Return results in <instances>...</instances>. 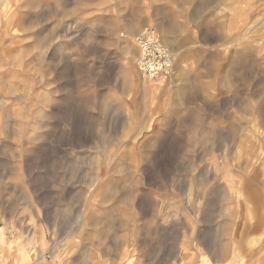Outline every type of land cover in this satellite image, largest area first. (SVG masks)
<instances>
[{
	"label": "rangeland",
	"instance_id": "obj_1",
	"mask_svg": "<svg viewBox=\"0 0 264 264\" xmlns=\"http://www.w3.org/2000/svg\"><path fill=\"white\" fill-rule=\"evenodd\" d=\"M149 28L170 79L140 73ZM259 241L264 0H0V264H226Z\"/></svg>",
	"mask_w": 264,
	"mask_h": 264
},
{
	"label": "built area",
	"instance_id": "obj_2",
	"mask_svg": "<svg viewBox=\"0 0 264 264\" xmlns=\"http://www.w3.org/2000/svg\"><path fill=\"white\" fill-rule=\"evenodd\" d=\"M147 30L148 33L143 32L136 38L138 53L142 55L140 63L142 74L145 78L154 81L174 77L176 75L175 60L162 44L154 43L152 39L154 30L152 28Z\"/></svg>",
	"mask_w": 264,
	"mask_h": 264
},
{
	"label": "crops",
	"instance_id": "obj_3",
	"mask_svg": "<svg viewBox=\"0 0 264 264\" xmlns=\"http://www.w3.org/2000/svg\"><path fill=\"white\" fill-rule=\"evenodd\" d=\"M244 245H246L247 253H242L240 260H237L238 258H236L237 256L235 254L232 253L230 256V254L227 253L225 255V260L228 261V263L226 264H264V243L261 244V242L259 241L254 245H248L247 243H245ZM9 263L11 264L12 260Z\"/></svg>",
	"mask_w": 264,
	"mask_h": 264
},
{
	"label": "bare ground",
	"instance_id": "obj_4",
	"mask_svg": "<svg viewBox=\"0 0 264 264\" xmlns=\"http://www.w3.org/2000/svg\"><path fill=\"white\" fill-rule=\"evenodd\" d=\"M161 28V31H162V33H163V37L165 38V41H163V42H165V44L166 45H168L172 50H173V52H174V54H175V56L177 57V58H180V59H183V55H182V51H180V48H179V46H176L175 45V43H173L172 42V40L171 39H169V38H167V35H168V33H169V31H167L166 30V28L164 27V26H161L160 27ZM146 33V32H145ZM171 33V32H170ZM173 34V33H172ZM152 39L154 40V43H160V44H162L161 43V40H160V38L158 37V35H156L155 33L152 35ZM159 42H158V41ZM163 45V44H162ZM166 49H167V51L170 53V55L172 56V59H174V55H173V53H172V51L168 48V47H166L165 45H163ZM141 55V54H140ZM136 60V59H135ZM141 60H142V55H141V57H140V60H139V63H141ZM138 64V63H137ZM139 70H140V73L142 74V71H141V66L139 65ZM135 73V72H134ZM136 74V73H135ZM142 76L144 77V75L142 74ZM136 77H137V74H136ZM145 78V77H144ZM136 79V78H135ZM146 80H152V79H150V78H145ZM137 80V79H136ZM141 84H142V86L144 87V90L147 92V91H149V89H150V85H149V83L147 82V81H143L142 79H141ZM159 88V87H158ZM157 88V89H158ZM1 236H2V238L4 239V232H1ZM23 259V258H22Z\"/></svg>",
	"mask_w": 264,
	"mask_h": 264
}]
</instances>
